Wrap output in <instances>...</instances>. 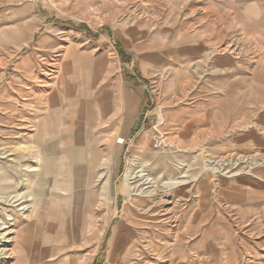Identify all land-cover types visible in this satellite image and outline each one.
<instances>
[{"label": "rangeland", "instance_id": "rangeland-1", "mask_svg": "<svg viewBox=\"0 0 264 264\" xmlns=\"http://www.w3.org/2000/svg\"><path fill=\"white\" fill-rule=\"evenodd\" d=\"M263 207L264 0H0V264H264Z\"/></svg>", "mask_w": 264, "mask_h": 264}, {"label": "crops", "instance_id": "crops-1", "mask_svg": "<svg viewBox=\"0 0 264 264\" xmlns=\"http://www.w3.org/2000/svg\"><path fill=\"white\" fill-rule=\"evenodd\" d=\"M178 73H179L178 76H177L178 80L179 81L183 80L184 79L183 71L179 70ZM64 77H65V74H64ZM62 88H63V90H62L63 93H62L61 96H63L64 98L62 99V98L58 97V92L60 94L61 90L57 91L56 99L54 97V93L52 92L53 95L51 96V98L48 97V99H47V105H48L47 109L48 110L55 111V112H65V109H66V107H65V84H63ZM106 96L110 97L111 96V92L110 91H106ZM107 99H108L107 100L108 102L110 101L112 103L111 97L107 98ZM215 101H217L216 98H215ZM50 105H51V107H50ZM90 106H91V104L89 103L84 108H88ZM81 108H82V106H81ZM166 118H168V116ZM73 119H76V118H75L74 112L72 110L71 113L68 116L65 117V136L67 135L66 137H67V140H68V141H65V145L68 147V150L72 152V156L75 157V158L72 159V162L69 165V166H72V167H70L71 169H68V170H71V173H72V176H70V178H71L70 181L71 182L75 181L76 183H78V182H80L81 176H82V175H80V173H82L84 171L83 170V166H88V165H90L92 163H96L99 159L101 161V163H100V165H101L104 162H106L107 160L103 161L104 160V158L102 157L103 154H101V151H99V149H97L95 147V143H92L91 146L87 145L86 143L83 144L84 143L83 135L84 136L85 135H89L91 140L95 141L97 143L98 138H93L94 129H92V128H84L83 127L84 123L81 122L79 124V121H78V125L75 127V122L72 121ZM125 119H127V118H125ZM67 120H71V123L68 124ZM113 121L114 122L116 121L115 123H117V118H113L112 119V122H111L112 125H113ZM128 121L125 120L124 123H126V122L128 123ZM47 133H49V131H47ZM48 163H49V161H48ZM94 166H97V165H94ZM60 171L63 173L62 174L61 172H59V174L61 175L60 179H62V181H64V183H65V167L62 168ZM74 172H75V175H74ZM90 197H92V196H90ZM78 200H79V198H78ZM259 204H260V202L258 201V205ZM263 209H264V207H263ZM245 210L246 211H244V212L249 213L248 209H245ZM181 215L184 216V218L180 217L179 223H178V226H177L178 230H179V233H180V239L176 240L174 242V244H173V246H174V256H178V254H180V253L183 254V252L187 249V245H185L184 243L181 242L182 236L183 235H187V234L189 235L190 232L192 230H194V227H195V225H193V219L195 217V212H192L191 208L188 211L186 210L185 212H183ZM218 220H219V218H217L216 221L214 222V224H212L210 226V229H207V234L210 235V237L218 235L217 234L218 231H216L217 230L216 225H217V221ZM226 235H228V236H226L227 242L233 248L232 252H231V254L233 256L232 262H233V264H238L237 258H238L239 251L235 247L234 242H232V239H235V235H229V234H227V232H226ZM121 240H122V238H121ZM119 242L120 241H119L118 238H114V239L111 240V246H110V249H109V254L107 256V261H108V257H110L109 264H115L114 262H116V261H114L115 259H113L112 255L113 256L115 255V257L117 256L115 249L117 248V246H118L117 244ZM122 242L124 244L123 246H125L127 241L126 240H122ZM127 244H128V242H127ZM255 244L257 246H259L258 243H255ZM207 248H211V250L213 249L217 253V251L215 249V242L211 241L210 244L207 246ZM216 259L217 260H221L219 257H216ZM107 261L105 263H107ZM62 262L65 264V258L63 259ZM222 264H225V263H222Z\"/></svg>", "mask_w": 264, "mask_h": 264}, {"label": "bare ground", "instance_id": "bare-ground-1", "mask_svg": "<svg viewBox=\"0 0 264 264\" xmlns=\"http://www.w3.org/2000/svg\"><path fill=\"white\" fill-rule=\"evenodd\" d=\"M229 47V46H228ZM241 163V162H240ZM143 176H144V178L145 179H147L146 177H147V174L146 173H143ZM134 177H136V175L134 176ZM6 228L7 227H0V230H5L3 233H1V235H2V238L5 240L4 241V246L2 247V253H3V255H7V256H9V254H8V250L10 249V246H9V242H11L12 240H13V237L12 236H10V234L11 233H13L11 230H6ZM6 242V243H5ZM145 263V262H144Z\"/></svg>", "mask_w": 264, "mask_h": 264}, {"label": "trees", "instance_id": "trees-1", "mask_svg": "<svg viewBox=\"0 0 264 264\" xmlns=\"http://www.w3.org/2000/svg\"><path fill=\"white\" fill-rule=\"evenodd\" d=\"M79 29L87 30V33L90 34V35H92L93 37H98L99 36V34L94 33L93 31H91L90 29H88L85 24H81L79 26ZM118 50L120 51V53H121V55L123 56V59H124V54H122V49L120 47H118Z\"/></svg>", "mask_w": 264, "mask_h": 264}, {"label": "built area", "instance_id": "built-area-1", "mask_svg": "<svg viewBox=\"0 0 264 264\" xmlns=\"http://www.w3.org/2000/svg\"><path fill=\"white\" fill-rule=\"evenodd\" d=\"M122 140H123V139H122ZM122 140H121V141H122ZM122 142H123V141H122Z\"/></svg>", "mask_w": 264, "mask_h": 264}]
</instances>
